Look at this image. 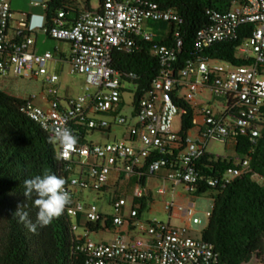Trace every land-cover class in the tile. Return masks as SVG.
<instances>
[{
  "label": "built area",
  "instance_id": "2783aa9c",
  "mask_svg": "<svg viewBox=\"0 0 264 264\" xmlns=\"http://www.w3.org/2000/svg\"><path fill=\"white\" fill-rule=\"evenodd\" d=\"M11 1L0 0V79L10 75L29 80L43 77L47 105H36L33 96L26 99L22 112L47 133L63 126L77 138L74 146H57L58 158L66 163L65 171L69 174L65 189L71 202L66 212L75 219L83 216L86 222L82 234L77 236L76 251L87 257V264H211L214 249L200 237H194L190 226L177 227L157 220L142 222L140 204L135 201L149 197L144 187L134 189L127 216L123 215L127 200L119 197L110 200L113 214L106 215L114 228L127 222L135 224L147 238L142 247L123 240H92L93 232L86 225L95 223L101 214L96 205L87 207L75 201V196L80 190L103 191L112 171L119 180L121 176L140 179L145 175L137 173L145 170L157 177L165 170L166 175L160 177L164 183L183 185L191 194L206 187L222 188L250 171L247 159L222 171L208 165L211 160L201 167L198 163L210 154V142L227 145L244 137L256 145L264 129V0H231L227 11L208 12L211 24L197 33L196 46L204 50L230 42L241 29L252 26L249 38L237 49V56L249 64L237 66L201 56L178 70L181 42L173 47L160 46L156 52L161 56L163 70L151 90L138 100L135 86L123 81L112 69L111 55L116 50L131 53L136 48V38L150 41L153 33L145 27L148 22L179 23L177 13L146 8L139 0H104L100 9L81 12L72 24L64 20L62 13L52 26L47 27L46 22L41 28L23 17L11 37ZM46 3L47 0H33L31 5L45 10ZM23 31L31 35L42 32L54 41L70 44V73L85 78L82 94L75 98L59 97L60 78L47 67L54 60L53 53H37L31 35L16 39ZM205 90L215 103L193 107L191 129L181 140L179 132L172 131L174 119H182L183 115L174 102V93L185 99L188 92L194 95ZM126 108L131 109L129 116L124 115ZM113 125L125 129L123 139L114 143L90 141L93 131L110 133ZM166 191L164 187L159 193L165 195ZM164 210L170 217L188 223L196 213L194 203H169ZM106 220L104 217L103 222ZM78 228L73 224L74 233Z\"/></svg>",
  "mask_w": 264,
  "mask_h": 264
},
{
  "label": "trees",
  "instance_id": "16d2710c",
  "mask_svg": "<svg viewBox=\"0 0 264 264\" xmlns=\"http://www.w3.org/2000/svg\"><path fill=\"white\" fill-rule=\"evenodd\" d=\"M96 1L97 7L92 3ZM104 0H47L45 14L47 27L54 24L60 13L72 24L81 12H93L103 6ZM146 8L160 11H174L180 22H148L153 33L150 41L135 39L131 53L114 51L111 67L123 81L136 88L135 100L151 90L153 81L163 70L161 56L156 52L160 46L173 47L181 42L177 55L178 70L186 62L204 56L242 66L249 62L237 56V49L249 38L252 26L240 30L230 42L213 45L204 50L196 46L197 33L211 24V11H227L231 0H139ZM40 9V8H38ZM29 21V15H27ZM30 33L23 31L16 39H23ZM174 102L183 111L179 137L182 140L191 129L193 107L174 93ZM26 99L0 89V264H87V257L76 251L77 236L73 231L71 217L66 208L63 214L36 233L28 230L14 214L17 206L24 204L29 219L36 221L38 209L33 200L24 195V180L35 175L52 173L66 181V163L58 158V143L50 142L52 134L47 133L22 112ZM95 131H93L94 133ZM109 133V131H101ZM235 157H215L205 154L198 167L208 163L215 170L222 171L249 160L250 171L242 174L222 188H203L194 195L212 193V210L200 238L214 249L215 258L211 264H248L254 258L264 264V129L257 144L252 145L241 137L231 143ZM140 179H130V186L146 187L150 176L145 171ZM123 176L120 177L121 180ZM105 188L103 191H106ZM152 200L144 197L135 201L140 204L139 214L148 208ZM104 231L110 230V216L101 215L95 223H88L86 229L97 232L103 223Z\"/></svg>",
  "mask_w": 264,
  "mask_h": 264
},
{
  "label": "rangeland",
  "instance_id": "374dc122",
  "mask_svg": "<svg viewBox=\"0 0 264 264\" xmlns=\"http://www.w3.org/2000/svg\"><path fill=\"white\" fill-rule=\"evenodd\" d=\"M33 0H15V13L14 17L19 19L24 14L23 7L25 9L35 8L31 5ZM97 2L94 1L92 5L97 7ZM22 11V12H21ZM145 27L150 30L148 24H145ZM151 31V30H150ZM56 42V41H52ZM48 69L51 72L56 73L59 78V97H77L83 93L85 86V78L78 74L70 73V64L68 61L61 63H54L51 61L47 65ZM43 77H38L35 79H26L22 77H16L10 75L7 78L0 79V89L12 93L18 97L28 99L35 96L36 99L34 103L39 106H46L44 97L47 93V86L44 84ZM132 87V86H131ZM133 89V88H130ZM126 99L129 102V95L126 94ZM185 100L194 108L197 106L205 107L207 104L214 105V101L211 99L210 92L208 90L203 91L201 94L194 92V95L190 92L186 93ZM216 107V106H215ZM131 113L130 108L124 110V115L129 116ZM181 130V117L177 116L172 124V131L178 133ZM126 133L125 129L120 126L113 125L110 133H101L94 132L90 134L89 139L94 143H114L116 140L119 141L123 139L124 134ZM207 151L215 157H235L236 154L233 150L232 144L227 145L220 144L218 142H210ZM114 166L113 162L111 164ZM118 167L121 166L119 162L116 164ZM164 171V170H163ZM161 171L160 173H163ZM117 175L115 171H112L109 175V185L110 188L106 191L96 192L92 190H80L76 196L75 201H81L85 206L89 207L91 205H96L98 211L101 215L106 216L113 214L112 206L110 200L115 198H124L127 200L126 209L129 210L131 206V198L133 195L134 188L130 186V179L123 177L121 180H117ZM164 184L172 191L173 182L168 181L163 183L162 179L158 177H152L147 181L145 190L149 191L151 194L152 203L149 202L148 208L142 212V222L157 220L159 222L167 223L169 219V213L164 210L166 204H169L172 199L169 197L170 192L166 195L159 193L160 189L164 188ZM177 190H182L183 194L192 202L195 206V215L192 217L190 222V229L194 237L199 238L201 231L207 225L208 215L212 210L213 200L211 198L212 193H206L202 196H195L194 194L189 193L183 185L176 186ZM127 212V211H126ZM75 218H71V223H75ZM171 224L177 227H185V223L181 219H172ZM103 226V224H102ZM81 229H77L76 234H82ZM113 237L110 231H98L91 235V239L99 242L104 241L109 243V240ZM255 258L251 261V264H258Z\"/></svg>",
  "mask_w": 264,
  "mask_h": 264
},
{
  "label": "clouds",
  "instance_id": "9594fccd",
  "mask_svg": "<svg viewBox=\"0 0 264 264\" xmlns=\"http://www.w3.org/2000/svg\"><path fill=\"white\" fill-rule=\"evenodd\" d=\"M37 16L41 18V21L33 26L41 28L47 22L46 17L44 14ZM50 142L59 143L68 148L75 145L77 138L67 127L59 126L53 129ZM23 183L25 197L31 199L33 195L35 196L33 204L38 209L36 221L32 222L29 219V213L24 210V204L18 205L14 214L30 232L36 233L38 227L49 226L54 219L63 214L66 206L71 202V196L65 189L66 180L52 173L35 175L25 179Z\"/></svg>",
  "mask_w": 264,
  "mask_h": 264
},
{
  "label": "crops",
  "instance_id": "0c3cea01",
  "mask_svg": "<svg viewBox=\"0 0 264 264\" xmlns=\"http://www.w3.org/2000/svg\"><path fill=\"white\" fill-rule=\"evenodd\" d=\"M14 2H15V0L11 1L12 18H11V23H10L9 32H8L11 37L14 35V33L18 27V22L23 17H27V15H29V20H31L32 25H38L39 22L41 21V18L38 17L37 15H43L44 14L41 9L31 8L28 10V9H25V7H23L24 14H22V17H20L19 19L18 18L16 19L14 17V13H15V6H14L15 3ZM31 36L36 41L35 50L37 53H43L46 51H51L54 55V60H53L54 63H61L64 61L69 62V60H70V44L69 43L58 42V41L52 42L53 40L50 39L47 35H45L42 32H34ZM166 173L167 172L164 170L163 173H159L157 177L160 179V177L165 176ZM117 180H118V178H117ZM164 187L167 189L165 184H164ZM109 188H110V185H108L107 189H109ZM172 188L173 189L171 192L169 191V189H167V191H166V194L168 193V191L170 192L169 197H171V199H172V201L170 203H174L177 205H187L190 203H194L191 200H189L183 194L182 190H177L175 184H172ZM148 193H149V198L151 199V194L149 191H148ZM123 215L124 216L128 215V210L126 209V207L123 209ZM141 218H142V215H141ZM174 218H175L174 216L173 217L169 216L168 223L171 224V220ZM175 219H177V218H175ZM183 222L185 223L186 226H190V223L185 222V221H183ZM85 223L86 222H85L84 217L79 216L78 218H76L74 224H77L79 226V229H81L83 231ZM102 224H103V226H102ZM102 224L100 225V228L98 231L104 230V222ZM107 231H110L113 235V237H111V239L109 240V243H115L116 241L123 240V241L137 243L141 247L147 243V238L144 237L142 235L141 231L139 230V228L137 226H135V224L133 225V223H131V222H127L119 228H114L113 225H111L110 230H107ZM93 233H96V232H93ZM75 235L79 236L76 234V232H75ZM99 242H104V241H99ZM104 243H107V242H104Z\"/></svg>",
  "mask_w": 264,
  "mask_h": 264
}]
</instances>
